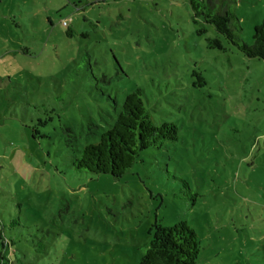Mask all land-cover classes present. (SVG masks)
Masks as SVG:
<instances>
[{
  "label": "rangeland",
  "instance_id": "374dc122",
  "mask_svg": "<svg viewBox=\"0 0 264 264\" xmlns=\"http://www.w3.org/2000/svg\"><path fill=\"white\" fill-rule=\"evenodd\" d=\"M234 13L251 44L264 0H235ZM190 16L187 0H0L5 264H138L150 227L179 221L197 264H264V62L207 49L217 34ZM136 87L177 140L118 179L75 172Z\"/></svg>",
  "mask_w": 264,
  "mask_h": 264
},
{
  "label": "trees",
  "instance_id": "16d2710c",
  "mask_svg": "<svg viewBox=\"0 0 264 264\" xmlns=\"http://www.w3.org/2000/svg\"><path fill=\"white\" fill-rule=\"evenodd\" d=\"M191 12L190 21L198 26L197 34L204 35L206 26L213 27L217 36L206 38V48L225 52L223 45L234 47L247 59L264 62V18L253 27L252 43L246 44L240 38L241 28L234 13L235 0H187ZM63 26H66L64 23ZM66 36L72 37L73 31L66 30ZM27 55V49L12 51V54ZM194 88L206 85L202 73L192 71ZM144 90L136 87L127 93L119 107L112 124L102 131L95 142L84 145L78 156H73L71 165L77 173L109 175L121 178L146 150H158L166 142H175L178 128L171 121L156 124L146 105ZM39 126L47 121L38 120ZM37 132V131H36ZM151 238L138 264H197L200 252L195 232L183 221L170 227L153 224ZM11 243H0V264L7 263L9 256L5 252Z\"/></svg>",
  "mask_w": 264,
  "mask_h": 264
},
{
  "label": "built area",
  "instance_id": "2783aa9c",
  "mask_svg": "<svg viewBox=\"0 0 264 264\" xmlns=\"http://www.w3.org/2000/svg\"><path fill=\"white\" fill-rule=\"evenodd\" d=\"M63 25H64V23H63Z\"/></svg>",
  "mask_w": 264,
  "mask_h": 264
}]
</instances>
